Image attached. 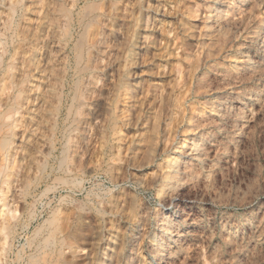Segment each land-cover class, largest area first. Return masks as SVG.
Returning <instances> with one entry per match:
<instances>
[{
	"label": "rangeland",
	"instance_id": "rangeland-1",
	"mask_svg": "<svg viewBox=\"0 0 264 264\" xmlns=\"http://www.w3.org/2000/svg\"><path fill=\"white\" fill-rule=\"evenodd\" d=\"M155 1L141 0L150 20L136 51L145 64L131 80L135 100L115 101L111 114L122 127L108 134L101 162L74 174L39 175L35 161L17 170L13 185L21 187L7 200L35 218L17 229L11 259L59 207L81 224L75 234L84 250L75 264L107 261L104 254L112 264H264V0H159L158 9ZM23 5L16 22L34 29L40 3ZM176 169L179 181L157 194ZM4 246L0 240V253Z\"/></svg>",
	"mask_w": 264,
	"mask_h": 264
},
{
	"label": "bare ground",
	"instance_id": "bare-ground-1",
	"mask_svg": "<svg viewBox=\"0 0 264 264\" xmlns=\"http://www.w3.org/2000/svg\"><path fill=\"white\" fill-rule=\"evenodd\" d=\"M23 1L0 0V240L6 245L0 264H75L84 250L75 234L79 218L72 217V209L59 207L38 224L26 246L11 259L17 229H28L35 214L30 212L25 218L17 206L11 207L7 194L12 196L13 189L20 186L13 181H21L17 174L27 171L32 161L39 175L45 171L74 174L83 172L89 162H101L108 134L119 133L122 127L116 126L111 114L115 101L127 95L128 101L133 100L138 89L131 82L143 60L137 56L136 44L140 38H148L140 31L150 19L142 13L141 0H35L40 3L42 21L30 29L18 21ZM81 2L85 3L79 6ZM155 2L158 9L160 1ZM228 30H221V36ZM148 41L152 43L153 38ZM160 97L163 104L165 98ZM155 130L157 124L145 135L146 144L141 148L147 154L153 148ZM177 171L164 176L157 194L172 179L179 181ZM107 248L109 244L101 250ZM160 251L157 245L156 254ZM106 255L107 261L96 264H112V255Z\"/></svg>",
	"mask_w": 264,
	"mask_h": 264
}]
</instances>
